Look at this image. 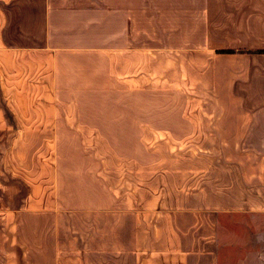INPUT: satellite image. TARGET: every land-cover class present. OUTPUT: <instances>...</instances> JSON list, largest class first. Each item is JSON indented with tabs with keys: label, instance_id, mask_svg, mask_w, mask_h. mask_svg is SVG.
<instances>
[{
	"label": "crops",
	"instance_id": "1",
	"mask_svg": "<svg viewBox=\"0 0 264 264\" xmlns=\"http://www.w3.org/2000/svg\"><path fill=\"white\" fill-rule=\"evenodd\" d=\"M137 30H181L187 40L193 30L197 51L227 30L229 53L202 63L215 68L212 81L227 83L228 98L238 103L221 111L215 128L234 136L230 147L258 139L256 132L264 141V0H0V72L27 93L33 81L37 98L49 101L9 113H36L50 126L42 128L56 131L62 68L88 67L92 58L122 66L132 50L126 38ZM224 66L228 73L218 71ZM235 89L243 94L234 96ZM257 163L263 165L252 173L230 162L227 189L217 176L192 192L164 189V198L154 186H137L130 204L106 194L64 208L56 184L52 197L43 186L30 188L24 206L0 210V264H219L216 214L264 213L263 152Z\"/></svg>",
	"mask_w": 264,
	"mask_h": 264
},
{
	"label": "rangeland",
	"instance_id": "2",
	"mask_svg": "<svg viewBox=\"0 0 264 264\" xmlns=\"http://www.w3.org/2000/svg\"><path fill=\"white\" fill-rule=\"evenodd\" d=\"M192 31L187 40L181 30H137L126 38L132 50L122 66L114 59L108 68L92 58L91 66L62 68L56 131L42 128L46 117L36 113L14 119L13 106L30 111L47 100L37 98L33 81L27 93L17 78L0 72V210L21 208L40 186L52 197L56 184L64 208L106 194L130 204L137 186H154L164 198V189L192 192L217 176L227 189L230 162L259 171L261 132L230 147L234 136L215 128L221 111L238 103L228 98L227 83L212 81L215 68L202 63L229 53L228 31L211 35L199 51ZM214 45L220 49L210 50ZM218 71L228 73V66ZM216 228L219 264H264V213L223 211Z\"/></svg>",
	"mask_w": 264,
	"mask_h": 264
}]
</instances>
